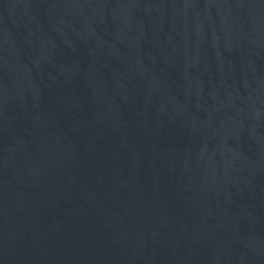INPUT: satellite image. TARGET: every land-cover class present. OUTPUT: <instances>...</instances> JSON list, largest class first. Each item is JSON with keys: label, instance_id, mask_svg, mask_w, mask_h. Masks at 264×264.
I'll return each mask as SVG.
<instances>
[{"label": "water", "instance_id": "water-1", "mask_svg": "<svg viewBox=\"0 0 264 264\" xmlns=\"http://www.w3.org/2000/svg\"><path fill=\"white\" fill-rule=\"evenodd\" d=\"M0 264H264V0H0Z\"/></svg>", "mask_w": 264, "mask_h": 264}]
</instances>
